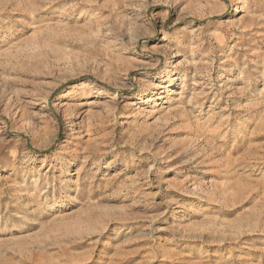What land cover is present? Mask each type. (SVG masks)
Returning <instances> with one entry per match:
<instances>
[{
	"label": "rangeland",
	"instance_id": "1",
	"mask_svg": "<svg viewBox=\"0 0 264 264\" xmlns=\"http://www.w3.org/2000/svg\"><path fill=\"white\" fill-rule=\"evenodd\" d=\"M0 264H264V0H0Z\"/></svg>",
	"mask_w": 264,
	"mask_h": 264
},
{
	"label": "bare ground",
	"instance_id": "2",
	"mask_svg": "<svg viewBox=\"0 0 264 264\" xmlns=\"http://www.w3.org/2000/svg\"><path fill=\"white\" fill-rule=\"evenodd\" d=\"M172 83H173V77L170 75V76L168 77V81H167V83H166V84H168V86H164L165 89L169 88V87L171 86ZM74 115H75V114H74ZM74 115H73V116H74Z\"/></svg>",
	"mask_w": 264,
	"mask_h": 264
}]
</instances>
